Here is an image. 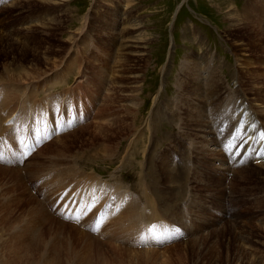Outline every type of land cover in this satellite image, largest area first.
Wrapping results in <instances>:
<instances>
[{
    "label": "rangeland",
    "instance_id": "obj_1",
    "mask_svg": "<svg viewBox=\"0 0 264 264\" xmlns=\"http://www.w3.org/2000/svg\"><path fill=\"white\" fill-rule=\"evenodd\" d=\"M127 1L0 0V29L30 35L14 36L29 48L0 44V264H264V0ZM117 6L126 18L134 12L149 40L145 60L122 68L115 65L118 46L97 29L106 25L103 14L116 19L110 12ZM80 31L83 41L72 49L69 39ZM108 32L121 37L112 22ZM100 37L113 46L107 57L98 52ZM36 41L63 59L39 78L35 95L28 81L14 83L10 75L46 69ZM78 58L86 74L53 90ZM91 75L104 84L98 94L87 92L89 119L79 103L62 101ZM111 79L125 90L111 113L123 128L103 147L91 120ZM211 81L221 90L209 97ZM10 90L12 104L3 98ZM134 96L141 106L130 112ZM246 122L263 141L245 147ZM32 134L37 142L30 145ZM247 230L255 232L251 242Z\"/></svg>",
    "mask_w": 264,
    "mask_h": 264
},
{
    "label": "bare ground",
    "instance_id": "obj_2",
    "mask_svg": "<svg viewBox=\"0 0 264 264\" xmlns=\"http://www.w3.org/2000/svg\"><path fill=\"white\" fill-rule=\"evenodd\" d=\"M26 1H31V0H25V2ZM52 2V1H56V0H45V2L46 3H50V2ZM127 1V0H126ZM132 1L133 0H128L127 2H128V5L129 4H132ZM43 2V1H42ZM18 3V2H17ZM31 4V3H30ZM53 4V3H52ZM19 5H21V4H19ZM18 5V6H19ZM17 6V7H18ZM230 6V5H229ZM228 6V7H229ZM20 7V6H19ZM125 7H127V6H125ZM129 7V6H128ZM251 9H253V8H255V10H256V5H253V4H251ZM262 7L264 8V6L262 5ZM261 7V8H262ZM235 9V12H234V16H233V18H236V17H238L237 16V14H239L238 13V10L236 9V8H234ZM254 10V9H253ZM263 10V9H262ZM128 11H122L120 8H119V6H117V8H115V9H112V11L110 12L112 15L113 14H115L116 13V19L115 20H113V21H110V20H108L107 19V14H103L102 16H104V17H102L103 18V20H104V23H106V25H103V26H101V24H99V26L100 27H98L97 29H98V31L99 32H101V37H102V35H105V37L107 36V37H111V39L109 38H107L108 39V42H112V45L113 46H118V52H119V56H117V59H116V62H115V65L117 66V67H119V68H122L123 67V65H124V63H126V64H130L131 62H134L135 61V59H137L138 61H144L145 60V58L144 57H146V55H147V53H148V50H147V48H146V44H148L149 43V40H148V38H147V33L145 34V32L143 31V29H142V24H139V22H138V24H136L137 23V21L135 20V14H134V12L133 11H129V14H128V16H127V18H126V13H127ZM233 12V11H232ZM232 14V13H231ZM253 14V13H252ZM233 15V14H232ZM119 16H120V18H119ZM99 18V19H97L96 20V22L98 23H101V21H102V18ZM56 19V18H55ZM129 19L130 20H135L131 25H127L126 24V21H129ZM232 20V19H231ZM85 21H86V19H85ZM113 23V26L115 27V28H117V32H119V33H121V37H119V35L117 34V39H114L113 38V36L108 32V30H109V28H110V23ZM136 22V23H135ZM258 22V21H257ZM85 23V22H84ZM242 23H244V22H242ZM67 24V23H66ZM117 24L119 25V26H117ZM59 25V24H58ZM57 25V26H58ZM122 25H124V26H122ZM60 26V25H59ZM89 26V25H88ZM98 26V25H97ZM0 27L2 28L3 26L0 24ZM253 27V26H252ZM48 28V27H47ZM82 28V27H81ZM3 29H5V28H3ZM3 29H0V44L1 45H10V47H24V48H29V46H25V45H19L18 43H16V44H14V41H16V40H14V36H16L17 34H20V33H22L24 36H26V37H30V35H29V33H27V32H23V30H21V29H19V30H21V31H18V32H15V33H10L11 32V30L8 32V30H6L7 31V33H6V35L4 36V35H2V33H1V30H3ZM11 29V28H10ZM24 29V28H23ZM83 29V28H82ZM15 30V29H14ZM39 30V29H38ZM52 30H55V31H57V30H62V29H58V28H53ZM29 31V30H28ZM257 31V30H256ZM32 32V31H31ZM34 32V31H33ZM36 32V31H35ZM53 32V31H52ZM58 32H60V31H58ZM81 32V31H80ZM83 32V31H82ZM82 32L79 34V35H75V36H71V39H69V41L70 42H72V49L75 47V45H79V44H81V42L83 41V37H81V35H82ZM90 32V31H89ZM69 33V32H68ZM36 34V33H35ZM53 34V33H52ZM21 35V34H20ZM19 35V36H20ZM49 35V34H48ZM53 37V36H52ZM98 38L99 39V41H100V45L102 46V48H103V50H102V48H100V51H98L99 53L101 52V54L103 55V56H105L104 55V53H105V51H106V48L107 47H112L113 48V46L112 45H108L107 44V41H105L103 38ZM21 39V38H20ZM26 39V38H25ZM29 39V38H28ZM21 41V40H20ZM101 41H102V43H101ZM47 42V41H46ZM79 43V44H78ZM120 43H121V45H120ZM32 45H33V43H32ZM34 45H36V47H32V48H34L33 49V51H34V53H35V55H38V54H42V55H44V56H47L48 58L45 60V64L47 63V65H46V69L43 71V70H40V71H38V72H36V71H25L24 69L22 70V71H18V72H16V73H13L12 75H10V81L11 82H16V83H20V82H23V81H28V82H26V83H28L27 84V88H32V92L36 95L37 94V90L38 89H36V84H40L39 83V78L41 77L42 78V76H44L48 71H52V70H56L59 66V64L61 63V61H62V59H60L59 57H57L58 55V53H60V51H57V50H54L53 48H51V47H45V45H44V43L42 42V41H39V42H37L36 41V43L34 42ZM48 46V45H47ZM7 48H9V47H7ZM79 48V47H78ZM70 49V48H69ZM71 49V50H72ZM75 49V48H74ZM264 49V48H263ZM79 51V50H78ZM107 52V51H106ZM55 54V55H54ZM83 54V53H82ZM87 55V54H86ZM54 56V57H53ZM105 57H107V56H105ZM79 59V58H78ZM76 59V61L77 62H74V64L76 65H74V64H72V63H69L70 65H68L67 64V66H68V69H67V67H66V69H65V72H66V74H67V77H65V78H63L62 80L61 79H59V78H57L56 79V81H54V85H52V86H50L53 90H56L59 86L61 87V85H63V84H67L68 83V81H69V79L71 78V76H73V75H75V76H81V75H83V73H85L86 72V61H84L82 58L81 59ZM74 60V59H73ZM107 60V59H106ZM238 61H240V60H238ZM66 62V61H65ZM192 62H193V67H195V66H197V64H199L198 63V61L197 60H195V58L194 59H192ZM63 63V62H62ZM75 67H74V66ZM127 66V65H126ZM205 66V65H204ZM244 66V65H243ZM125 68V67H124ZM40 69V68H39ZM31 70V69H30ZM88 70V69H87ZM118 70V69H117ZM122 71V70H121ZM126 73V72H125ZM128 74H130L131 72L129 71V72H127ZM86 74V73H85ZM211 76V75H210ZM40 78V79H41ZM106 78V77H105ZM121 78H123V77H121ZM115 79V78H114ZM114 79H111L112 80V82H111V87L110 88H108L107 89V94L105 95L106 97H105V101L103 102L104 104L102 105V107H100L97 111H96V113L93 115L94 117L92 118V128H93V130L94 131H92V135H93V138H94V140L96 139V140H98V141H102V144H103V147H105V141H109V140H111V139H114L115 137H116V135H117V133L115 132V130L117 129V128H119L120 129V127L123 125V122H121L120 121V125L121 126H119L118 127V125H117V123H115V122H117L116 120L115 121H113L112 123H111V117L113 116V115H111V113H113L112 112V110L113 109H116L117 107L115 106L118 102H119V100H121L119 97H118V95L120 94L121 95V93L123 94V92L125 91L123 88H121V89H118L117 88V86H118V83H120V82H116L117 80H114ZM189 80H187V78L185 79L186 81H185V83H184V86H185V89H186V91L187 92H189L192 88H193V84L191 83V82H189L190 80H191V77H189L188 78ZM31 81H33V82H31ZM119 81V80H118ZM125 81V80H124ZM127 81V80H126ZM125 81V82H126ZM122 83V82H121ZM103 81L101 80V78H99V77H95L94 75H91V76H89V77H87V80L86 81H84L81 85H82V87L80 86V84L78 83V85L75 87V88H72L73 90H71V89H69V90H66L64 93H63V95H66L67 94V92H69V96L67 97V96H65V98L66 99H68L69 101L66 103V102H64V101H62V103H64V104H68V105H70V104H72V103H75V105H76V103H79V105H77L79 108H78V110L81 112V111H87L88 112V116H87V118L89 117V119H90V117H91V114H90V112L91 111H93V110H89L88 108H87V106H89V104H93V102L91 101V100H88V98H87V92L89 91V93L90 94H93L92 92H95L96 94H98L99 92H100V90L102 89V87H103ZM125 84V83H124ZM195 84L196 83H194V86H195ZM21 85H24V84H21ZM19 87H20V85H19ZM45 88L48 90L49 88L47 87V86H43L42 88H41V90L42 91H45ZM106 88V87H105ZM125 88V87H124ZM197 88V87H196ZM195 88V89H196ZM216 88H218V91L217 92H219V90H221V88H220V86H219V84L215 81V82H213V81H211V82H209V86H208V88L206 89V93H207V95H209V97L210 96H215L216 95V93L217 92H215L214 93V91L216 90ZM104 89V88H103ZM15 91H16V89H14ZM14 90H10L11 92H12V94H11V92H10V98H9V95L7 96L6 94L5 95H3V98L6 100V102L7 103H11L12 104V101H14V97H11V95H13L14 93H15V91ZM21 91V90H20ZM27 91V90H26ZM4 92V91H3ZM17 92V91H16ZM220 93V92H219ZM25 94H26V92H25ZM125 94V93H124ZM183 94V93H182ZM35 95H34V97H35ZM14 96V95H13ZM134 99L129 103V109H130V112H132V110H134V109H136V108H139L141 105H140V101H139V99L136 97V96H134L133 97ZM16 99V98H15ZM30 99V95L28 94V95H26V97H25V99H24V101L26 102L27 100H29ZM214 99V98H213ZM216 100V99H215ZM214 100V101H215ZM35 101V100H34ZM263 101V100H262ZM211 102H212V98H209V103L211 104ZM35 103H37V101H35ZM48 103V102H47ZM89 103V104H88ZM217 102H215L214 104L212 103L211 105H215ZM11 104H9V105H11ZM21 104V103H20ZM26 103H23V106L25 105ZM45 104V103H44ZM120 104V103H119ZM1 105V104H0ZM7 105V104H6ZM74 105V104H73ZM186 105H187V107L189 108V109H187V110H184V113L183 114H185V116H187V115H189L190 114V112H191V110H190V107H189V103L188 102H186ZM4 106V105H3ZM14 106V105H13ZM20 106V105H19ZM18 106V107H19ZM34 106V105H33ZM130 106L131 107H133L134 109H131L130 108ZM9 107V106H8ZM10 108V107H9ZM12 108H14V107H12ZM118 108H120V107H118ZM203 108H204V103H203ZM252 108H254V107H252ZM256 108V107H255ZM4 109V108H3ZM75 109V108H74ZM140 109V108H139ZM204 110V109H203ZM258 110V109H257ZM1 111V110H0ZM113 111H116V110H113ZM215 111V110H214ZM219 111V110H218ZM243 111V110H242ZM75 112H77L76 111V109H75ZM74 112V114H76ZM260 112H262V110L260 111ZM263 112H264V110H263ZM5 113V111H3V113L2 114H4ZM21 113V112H20ZM19 113V114H20ZM128 113V112H127ZM4 116H8V115H6V114H4ZM3 116V117H4ZM72 117H73V115H72ZM184 117V116H183ZM222 118V117H221ZM248 118H249V116H248ZM3 119H5V118H3ZM30 120V119H29ZM73 120V119H72ZM4 121V120H3ZM183 122H185V124H183L184 125V128L185 129H187L186 131H192L191 130V127L193 126V121L192 120H190V119H187V121L185 120H183ZM189 122H191V123H189ZM250 122V121H249ZM248 122V123H249ZM19 123V122H18ZM247 123V122H246ZM246 124V125H244L243 126V129L244 130H242V133L245 135V138H246V143H245V147H247L248 145H250L251 143H257V139H259V140H261V141H263L262 140V138H263V135H262V133H258V129L253 125V124H255L254 122H251V124H252V126L253 127H251L249 124ZM125 124V123H124ZM182 125V126H183ZM220 125V127H222V126H224V124H222V123H220L219 124ZM149 127V126H148ZM122 128H123V126H122ZM147 129H151V128H147ZM184 129V130H185ZM90 131V130H89ZM116 131H118V130H116ZM150 131H152V130H150ZM122 132V131H121ZM199 136V135H198ZM32 137H33V141H31V143H30V145L32 144V142H37V139H36V136H33V134H32ZM43 137H44V135H43ZM133 139V138H132ZM94 140H91L92 142L94 141ZM134 140V139H133ZM229 140H227V142L225 143V147H227L228 148V142ZM105 142V143H104ZM203 142V141H202ZM137 143V142H136ZM132 144V143H131ZM29 145V146H30ZM133 145H136V144H133ZM97 146V145H96ZM244 147V148H245ZM30 149V148H29ZM108 149H106L105 150V152L107 151ZM146 150V149H145ZM62 151V150H61ZM112 151H113V149H112ZM43 152V151H42ZM239 154H240V152H238ZM59 154V153H58ZM234 154H235V151H234V149L232 150V148H229L228 150H227V155L229 156V159L232 161V159L234 158L233 156H234ZM245 154V153H244ZM114 155V154H113ZM40 157V156H39ZM129 157V156H128ZM264 158V157H263ZM126 160V159H125ZM234 160V159H233ZM147 163V162H146ZM30 167V166H29ZM31 168V167H30ZM2 170V169H1ZM2 172H4V171H2ZM8 173V172H7ZM16 174H18V173H16ZM244 174V173H243ZM53 177H55V176H53ZM92 179V178H91ZM209 182L211 183V185L213 184V182L212 181H210L209 180ZM91 183V182H90ZM96 182H94V184H95ZM93 184V183H92ZM53 185V184H52ZM88 187V186H87ZM92 187V186H91ZM97 187V186H96ZM148 189V187L145 189V190H147ZM6 190V189H5ZM144 190V189H143ZM146 194H147V191L145 192ZM145 194V195H146ZM142 197V196H141ZM146 197H147V195H146ZM149 197V196H148ZM156 198V197H155ZM150 199V198H149ZM148 199V200H149ZM139 200H142V199H139ZM153 201V200H152ZM150 202V201H149ZM124 206V205H123ZM130 206H131V204H130ZM135 206V205H134ZM137 206V205H136ZM217 206H218V204H217ZM11 207V206H10ZM114 207H115V205H114ZM124 207H126V206H124ZM150 207V209L153 207V206H149ZM144 208H147V207H144ZM143 208V209H144ZM138 209H140V207H139V205H138V208H137V210ZM153 209V208H152ZM144 210H146V209H144ZM144 210H142V211H144ZM139 211V210H138ZM147 211H148V209H147ZM154 211V210H153ZM153 211H150L151 213L153 212ZM136 212V211H135ZM134 212V213H135ZM156 212V211H155ZM225 212H227V209L225 210ZM124 213V212H123ZM143 213V212H142ZM147 213V212H146ZM157 213V212H156ZM228 213V212H227ZM230 214L231 213H233V209L231 208L230 209V212H229ZM136 214V213H135ZM240 214V213H239ZM146 215V214H145ZM174 215V214H173ZM237 215V214H236ZM127 216V215H126ZM143 216H144V213H143ZM149 215H147V216H144V217H148ZM153 216H156L155 214L153 215ZM159 216V215H158ZM241 217V216H240ZM125 218V217H124ZM135 218V217H134ZM105 219V218H104ZM136 219V218H135ZM138 219H142V218H138ZM144 219H146V218H143V220ZM149 219V218H148ZM126 221V220H125ZM130 221V220H129ZM143 222V221H142ZM235 222V221H234ZM136 223V222H135ZM137 223H139L138 221H137ZM144 223V222H143ZM115 224V223H114ZM132 224H134V223H132ZM121 225V224H120ZM236 225H238V223H236ZM116 226H117V224H116ZM114 227V226H113ZM131 228V227H130ZM112 230V229H111ZM117 231V230H116ZM247 242H251V241H253V239H255L256 237L254 236V234H255V232H253V231H251V230H247ZM119 234H121V233H119ZM258 235V234H257ZM256 235V236H257ZM216 236H218V235H216ZM121 237V236H120ZM219 239V238H218ZM261 240V239H260ZM262 241V240H261ZM194 243H196V242H194ZM216 244V243H215ZM116 250H117V248H115ZM191 249V248H190ZM197 249V248H196ZM150 252V251H149ZM197 252H198V250H197ZM134 253V252H133ZM136 253V252H135ZM137 253H140V252H137ZM143 253H146V252H143ZM148 253V252H147ZM202 254V253H201ZM221 258H223L222 256H220ZM225 257V256H224ZM223 261V260H222ZM217 262H218V260H217ZM219 262H221V261H219ZM236 263V262H235Z\"/></svg>",
    "mask_w": 264,
    "mask_h": 264
}]
</instances>
